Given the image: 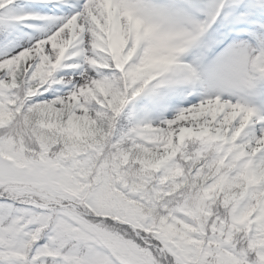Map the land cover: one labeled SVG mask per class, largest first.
Segmentation results:
<instances>
[{"label":"snow or ice","instance_id":"1","mask_svg":"<svg viewBox=\"0 0 264 264\" xmlns=\"http://www.w3.org/2000/svg\"><path fill=\"white\" fill-rule=\"evenodd\" d=\"M0 264H264V0H0Z\"/></svg>","mask_w":264,"mask_h":264}]
</instances>
